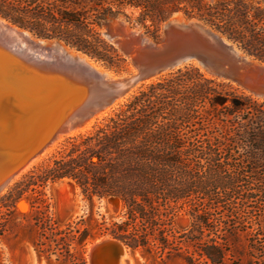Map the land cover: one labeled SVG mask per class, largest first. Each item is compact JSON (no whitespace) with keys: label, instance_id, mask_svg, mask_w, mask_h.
<instances>
[{"label":"trees","instance_id":"trees-1","mask_svg":"<svg viewBox=\"0 0 264 264\" xmlns=\"http://www.w3.org/2000/svg\"><path fill=\"white\" fill-rule=\"evenodd\" d=\"M175 14L203 23L264 64L260 1L0 0V17L12 25L62 41L116 73L127 70L128 60L101 28L123 18L160 42ZM62 180L88 200H121L124 218L102 224L100 236L130 251L185 250L187 264H226L231 241L243 234L247 264H264V101L194 65L140 91L0 197V238L31 228L39 256L88 264V228L61 226L44 199V189ZM28 194L35 200L22 221L17 204ZM181 211L192 218L183 232L175 226Z\"/></svg>","mask_w":264,"mask_h":264},{"label":"water","instance_id":"water-1","mask_svg":"<svg viewBox=\"0 0 264 264\" xmlns=\"http://www.w3.org/2000/svg\"><path fill=\"white\" fill-rule=\"evenodd\" d=\"M8 31L14 32V38H9ZM19 42L30 50L28 60L0 54V92L3 90L13 96L20 106H23L22 100L15 92L32 102L43 103L48 108V115L56 117V122L39 147L34 145L37 136L32 131L22 138L17 130L18 138L14 142L8 137L0 142V197L47 143L60 133L84 124L153 77L196 63L214 77L233 81L254 94L264 95L263 63L251 59L203 23L197 20L178 22L175 15L165 23L164 40L160 45L132 39L122 46L127 56H133L138 72L117 80L106 78L68 53L53 56V52L62 46L86 55L59 40H54L53 46L48 48L45 39L35 38L29 31L0 17L1 51L12 47L21 54L28 53ZM134 45L138 48L132 55ZM128 250L122 241L106 237L91 247L88 263L124 264Z\"/></svg>","mask_w":264,"mask_h":264},{"label":"rangeland","instance_id":"rangeland-1","mask_svg":"<svg viewBox=\"0 0 264 264\" xmlns=\"http://www.w3.org/2000/svg\"><path fill=\"white\" fill-rule=\"evenodd\" d=\"M211 2H215L218 0H210ZM252 1H260L264 4V0H252ZM182 16V14H175ZM174 16V15H173ZM185 20L184 16H182ZM3 19V18H2ZM167 22V21H166ZM165 22V23H166ZM165 23L162 26L163 37L160 42H155L144 34V30L140 27L136 26L132 28L128 23L124 21L123 18L118 20H114L110 22L109 26L105 24L101 28V32L103 36L112 44H114L120 52L125 56L128 60L127 70L121 73H116L112 70H108L102 63L93 61L96 65L100 66L104 70L112 73L116 78L129 77L138 72L136 66L133 63L132 55L136 53V49L138 45H134L132 57L127 56L124 51H122V46L127 44L129 41L133 40H146L151 43L161 44L164 40V27ZM135 38V39H134ZM54 40L48 41L46 40V46L48 48L52 47L48 43L53 44ZM194 65L205 73L207 77L214 78L221 81L231 82L234 86L239 87L241 90H244L248 94L252 95L255 99L263 102L264 95H257L239 84L219 79L214 77L208 73H206L199 65L196 63H191L185 66H182L173 71L167 72L163 75L157 76V80L145 81L138 85L133 91L132 94L121 104H119L116 108H114L108 115L104 116L101 119H98L91 125L88 129L84 131L78 132L77 134L66 136L61 142L58 143L56 148L42 159L33 164L27 172L21 176L19 180H17L14 184H11L9 188L5 190L6 194L11 188L15 186L16 183L23 180L25 176L29 175L31 172L40 169L47 165L49 161L57 155L63 147L67 144V142L75 137L80 135H85L94 130V128L98 127L102 123H104L109 117L113 116L117 113L125 104H127L135 95H137L140 91L145 90L149 87V85L153 83H157L168 76L170 74L176 72L179 69L185 68L187 66ZM153 79V78H152ZM31 165V164H30ZM3 194V195H4ZM44 199L51 206L52 212L54 214L55 219L61 226H65L69 223H73L74 225L79 224V226L88 228L90 232V240L88 241V249H87V260H88V252L91 247L102 239L108 237L100 236L102 224L105 223L106 226L110 225L113 222L120 221L124 218L125 209L124 206L119 199L108 198V199H98L94 198L93 200H88L85 198L77 185L69 180H62L56 183L49 185L43 191ZM2 195V196H3ZM35 197L32 194L26 195L18 204L17 211L19 213L20 220L24 221L22 218L23 215H27L32 210V202H34ZM192 218L186 211H181L176 219L175 226L176 229L180 232H183L191 227ZM37 239V233L31 228L21 227L15 229L13 233L8 234L2 238H0V264H69L58 261L55 257L47 258L44 256H39L35 251L34 243ZM234 240V239H230ZM236 242L233 246L232 256L228 255V260L226 264H233L234 261L240 259L239 264H247L248 258L245 255L246 252V237L241 234L237 240L231 241ZM191 252V250H190ZM129 260H127L126 264H187L186 251L183 250L181 253H174L171 255H161L157 251H148V250H137L130 251L128 250ZM89 264V263H88Z\"/></svg>","mask_w":264,"mask_h":264},{"label":"bare ground","instance_id":"bare-ground-1","mask_svg":"<svg viewBox=\"0 0 264 264\" xmlns=\"http://www.w3.org/2000/svg\"><path fill=\"white\" fill-rule=\"evenodd\" d=\"M182 16L176 15L175 20H177L178 22L185 21ZM7 35L9 36V38H14V32L8 31ZM19 43L21 48L26 50L28 49V47L24 43L21 42ZM46 44L47 43L45 42V45ZM48 44L53 45L52 43H48ZM26 52L28 53L21 54L20 52L15 51L12 47L7 49L4 48L2 49V51L0 48V54L5 53V55L11 57H18L19 59L22 60H28L27 56L30 53V50H27ZM64 52L68 53L72 57L79 58L80 60L88 63L89 65L97 69L100 73L105 75L106 78H109L110 80L118 79L112 73L96 65L86 56H83L82 54H79L68 47L62 46L61 48H59V50L53 52L54 54L53 56L60 55ZM241 55L243 56V54ZM40 57L45 58L46 56L44 57V55H40ZM156 78L157 77H153V79L148 80V83L149 81L151 82V80H154ZM0 89H1V85H0ZM132 93L133 91H131L130 94ZM130 94H126L125 96L120 97L118 100L114 102V104L108 106L104 110L99 111L89 120L84 122V124L60 133L54 140H52L51 142L47 143L44 146V149H42L41 152H39L37 156L24 168V170H22L16 176L12 184H14L17 180H19L21 176L24 174V172H27L33 164H35L37 161L42 159L47 154L51 153L56 148L58 143L61 142L66 136L74 135L77 134L78 132L88 129L98 119H101L104 116L108 115L109 112H111L119 104L123 103L130 96ZM15 95L18 96L20 100H22L23 106H20V104L15 100L13 96L7 95L3 90L0 92V142L6 141L7 137L10 139V141L14 142V140L18 138V135L16 134L17 130L21 134L22 138L25 137V135L29 133V131H32L35 134V136H37V138H35L36 143L34 145L39 147L42 143H44L48 134L53 129V126L56 122V117L48 115L49 114L48 108L43 103L32 102L31 100H27L24 96H20L16 92ZM66 96L68 95L66 94ZM127 260H129L128 251L126 253L124 264L127 263Z\"/></svg>","mask_w":264,"mask_h":264}]
</instances>
